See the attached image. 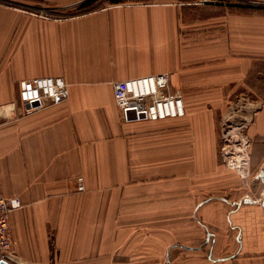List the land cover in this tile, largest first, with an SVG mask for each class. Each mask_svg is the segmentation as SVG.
Wrapping results in <instances>:
<instances>
[{
  "label": "crops",
  "instance_id": "crops-1",
  "mask_svg": "<svg viewBox=\"0 0 264 264\" xmlns=\"http://www.w3.org/2000/svg\"><path fill=\"white\" fill-rule=\"evenodd\" d=\"M9 1L0 106H19L22 79L69 86L58 105L0 119V189L22 202L13 264H264V9L140 0L61 17L45 12L86 0ZM164 72L185 116L123 123L113 83ZM245 93L259 102L250 146L225 161L224 102Z\"/></svg>",
  "mask_w": 264,
  "mask_h": 264
},
{
  "label": "built area",
  "instance_id": "built-area-1",
  "mask_svg": "<svg viewBox=\"0 0 264 264\" xmlns=\"http://www.w3.org/2000/svg\"><path fill=\"white\" fill-rule=\"evenodd\" d=\"M252 4H255L254 7L260 5L257 2ZM175 78L176 73L164 72L114 82V100L122 122H155L185 116V95L182 89L175 86ZM68 87L63 77L22 79L18 83L19 106H0V119L15 113L26 116L45 109L49 104L58 105L69 98ZM77 182L78 191H85L84 179L79 177ZM20 207L19 198L8 199L0 189V261L9 264L17 262L12 251L11 213Z\"/></svg>",
  "mask_w": 264,
  "mask_h": 264
},
{
  "label": "rangeland",
  "instance_id": "rangeland-1",
  "mask_svg": "<svg viewBox=\"0 0 264 264\" xmlns=\"http://www.w3.org/2000/svg\"><path fill=\"white\" fill-rule=\"evenodd\" d=\"M128 1H140V0H122L121 2H128ZM141 1H153V0H141ZM206 1L209 3L215 2L226 5L231 4L233 6H242L246 8L264 9V0H206ZM255 2L260 4L259 7H254L255 4L252 3ZM11 3L12 2L9 0H0V4H11ZM112 4H114V0H86L76 5L75 7L69 9H59V10L53 9L51 11H47L46 14L53 16H61V17L73 16V15L86 13L88 11H92L98 8L107 7ZM224 103H227L229 107L225 108L222 111L224 115L221 113L224 117V120H222V124L218 125V130H219L218 149L221 151L223 155V160L226 161V158L228 156L232 161L235 159V157H237L235 156L237 152L236 149L240 151L242 148L247 146L245 145L246 143L245 139L247 138V140L250 142L246 130H247V126L251 122L254 112L259 106V102L253 100L251 97H248V94L245 93L241 97L237 98L235 101H232V103H230L229 101H225ZM235 127L237 128L236 130H234ZM227 160L229 159L227 158Z\"/></svg>",
  "mask_w": 264,
  "mask_h": 264
},
{
  "label": "water",
  "instance_id": "water-1",
  "mask_svg": "<svg viewBox=\"0 0 264 264\" xmlns=\"http://www.w3.org/2000/svg\"><path fill=\"white\" fill-rule=\"evenodd\" d=\"M257 177L260 178L261 181L264 183V175H263L262 171L257 175ZM261 202H262V205H263V208H264V190H263V192L261 194ZM0 264H9V263H7L5 261H0Z\"/></svg>",
  "mask_w": 264,
  "mask_h": 264
},
{
  "label": "trees",
  "instance_id": "trees-1",
  "mask_svg": "<svg viewBox=\"0 0 264 264\" xmlns=\"http://www.w3.org/2000/svg\"><path fill=\"white\" fill-rule=\"evenodd\" d=\"M122 0H114V4L121 3Z\"/></svg>",
  "mask_w": 264,
  "mask_h": 264
},
{
  "label": "bare ground",
  "instance_id": "bare-ground-1",
  "mask_svg": "<svg viewBox=\"0 0 264 264\" xmlns=\"http://www.w3.org/2000/svg\"><path fill=\"white\" fill-rule=\"evenodd\" d=\"M236 129H237V128L235 127L234 130H236ZM245 144H246V143H245ZM247 146H248V144H247ZM225 149H226V148H225ZM243 150H244V149H243ZM21 203H22V202H21ZM21 205H22V204H21ZM25 263H27V262H25Z\"/></svg>",
  "mask_w": 264,
  "mask_h": 264
}]
</instances>
